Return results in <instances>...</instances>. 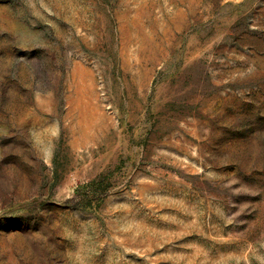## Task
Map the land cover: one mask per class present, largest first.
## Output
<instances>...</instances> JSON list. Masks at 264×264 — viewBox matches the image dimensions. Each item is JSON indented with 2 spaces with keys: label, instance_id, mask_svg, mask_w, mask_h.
<instances>
[{
  "label": "rangeland",
  "instance_id": "rangeland-1",
  "mask_svg": "<svg viewBox=\"0 0 264 264\" xmlns=\"http://www.w3.org/2000/svg\"><path fill=\"white\" fill-rule=\"evenodd\" d=\"M0 264H264V0H0Z\"/></svg>",
  "mask_w": 264,
  "mask_h": 264
}]
</instances>
